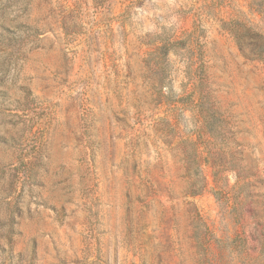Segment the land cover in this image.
Returning <instances> with one entry per match:
<instances>
[{
    "label": "rangeland",
    "instance_id": "obj_1",
    "mask_svg": "<svg viewBox=\"0 0 264 264\" xmlns=\"http://www.w3.org/2000/svg\"><path fill=\"white\" fill-rule=\"evenodd\" d=\"M0 264H264V0H0Z\"/></svg>",
    "mask_w": 264,
    "mask_h": 264
}]
</instances>
